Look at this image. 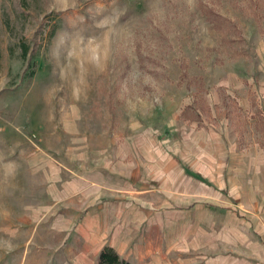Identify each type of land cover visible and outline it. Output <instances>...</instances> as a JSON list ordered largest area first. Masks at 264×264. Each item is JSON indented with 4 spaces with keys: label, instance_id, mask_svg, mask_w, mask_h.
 Masks as SVG:
<instances>
[{
    "label": "crops",
    "instance_id": "1",
    "mask_svg": "<svg viewBox=\"0 0 264 264\" xmlns=\"http://www.w3.org/2000/svg\"><path fill=\"white\" fill-rule=\"evenodd\" d=\"M249 96L235 98L248 130L217 93L202 106L166 97L114 130L60 106L17 154L7 227L45 226L70 264H95L107 246L133 264H264V92L258 113Z\"/></svg>",
    "mask_w": 264,
    "mask_h": 264
},
{
    "label": "rangeland",
    "instance_id": "2",
    "mask_svg": "<svg viewBox=\"0 0 264 264\" xmlns=\"http://www.w3.org/2000/svg\"><path fill=\"white\" fill-rule=\"evenodd\" d=\"M258 92L264 0H0V264L71 263L45 226L33 237L7 227L20 211L17 154L60 106L82 104L114 130L166 97L202 106L199 96L217 93L248 130L235 98L250 95L258 113Z\"/></svg>",
    "mask_w": 264,
    "mask_h": 264
},
{
    "label": "trees",
    "instance_id": "3",
    "mask_svg": "<svg viewBox=\"0 0 264 264\" xmlns=\"http://www.w3.org/2000/svg\"><path fill=\"white\" fill-rule=\"evenodd\" d=\"M214 14V16L218 17L214 11L210 10L207 14ZM97 264H133L126 258H120L118 254L114 251V249L110 246L104 247L100 250L97 255Z\"/></svg>",
    "mask_w": 264,
    "mask_h": 264
}]
</instances>
